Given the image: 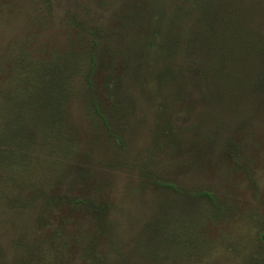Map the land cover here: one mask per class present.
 <instances>
[{"label":"rangeland","instance_id":"1","mask_svg":"<svg viewBox=\"0 0 264 264\" xmlns=\"http://www.w3.org/2000/svg\"><path fill=\"white\" fill-rule=\"evenodd\" d=\"M0 264H264V0H0Z\"/></svg>","mask_w":264,"mask_h":264},{"label":"trees","instance_id":"2","mask_svg":"<svg viewBox=\"0 0 264 264\" xmlns=\"http://www.w3.org/2000/svg\"><path fill=\"white\" fill-rule=\"evenodd\" d=\"M217 21V25H205L202 28L205 48L212 51L214 65L218 66L216 69L224 73L222 63L233 60L238 71H250L241 69L246 68L253 56L258 54L255 50L262 38L253 15L243 10L228 11Z\"/></svg>","mask_w":264,"mask_h":264}]
</instances>
